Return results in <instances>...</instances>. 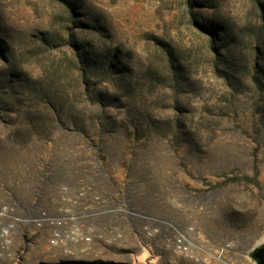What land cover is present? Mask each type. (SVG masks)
<instances>
[{"label": "rangeland", "instance_id": "1", "mask_svg": "<svg viewBox=\"0 0 264 264\" xmlns=\"http://www.w3.org/2000/svg\"><path fill=\"white\" fill-rule=\"evenodd\" d=\"M83 2L87 14L98 17L108 28L114 45L130 55L131 65L138 76L143 75L151 63L159 66L165 61L157 45L158 41H163L190 55L194 62V76L204 87L200 96L186 97L191 111L187 117L188 126L195 137L192 146L155 137L134 143L120 131L118 136L105 140L108 156L105 162L99 161L110 181L122 191L128 190L127 185L137 176L133 169H129L131 165L135 170L149 172L146 177L157 188L151 192L150 199L156 200L164 216L177 224L192 225L199 231L200 235L194 237L196 257L192 259L167 247L164 235L150 237L127 230L112 244L95 237L92 246L88 247L87 261L256 264L248 253L251 247L264 242V116L260 112L264 97L260 100L252 87L242 93L232 92L213 74L205 57L204 41L196 33L181 0ZM218 4L223 15L238 27L254 25L258 20V13L250 6V0H218ZM61 13V9L50 0H0L1 35L19 52L35 47L32 34L58 28L54 16ZM28 69L32 75L39 74L33 65ZM159 96H149L148 100L151 102ZM171 100L166 97L164 108L157 110L160 121L177 117L172 108H166ZM113 113L118 119L124 116L118 110ZM11 129L0 122V143L5 146L0 153V169L3 170L0 175L5 171L6 176L21 181L26 180L29 163L53 161L61 155L62 149L76 143L57 136L54 141L33 142L25 149L12 147L8 139ZM256 149L261 189L243 181L221 184L233 177H252ZM140 184L145 190L150 185ZM234 213L242 216L243 229L231 220ZM156 218L150 216L147 224L168 223ZM163 233L166 235L168 230L163 228ZM101 234L111 236V233ZM25 251L26 263L32 251L35 252L33 259L38 262L50 260L49 255L57 252L49 250L44 237H38L25 247Z\"/></svg>", "mask_w": 264, "mask_h": 264}, {"label": "trees", "instance_id": "2", "mask_svg": "<svg viewBox=\"0 0 264 264\" xmlns=\"http://www.w3.org/2000/svg\"><path fill=\"white\" fill-rule=\"evenodd\" d=\"M50 1L62 11L54 16L59 27L32 34L35 47L19 52L0 31V122L12 127L8 137L10 146L25 149L33 142L54 141L57 136L76 142L62 149L59 157L42 168L35 161L28 164L26 172L30 179L24 183L29 190L36 189L40 183L44 185L40 177L46 174L53 180L83 179L95 162L106 161L105 140L118 136L120 131L134 143L155 137L192 146L195 137L188 126L191 111L186 97L200 96L204 87L194 76L190 55L158 41L165 61L159 66L151 63L138 76L130 55L114 45L110 31L98 17L87 14L83 0ZM181 2L204 41L205 57L213 74L232 92L242 93L252 87L262 100L264 0H250L258 20L254 25L241 27L223 15L218 0ZM30 65L38 75L31 74ZM159 94L149 102V96ZM166 97L172 99L166 108H172L177 117L160 121L157 110L164 108ZM117 110L124 114L122 119L114 115ZM260 112L264 116V107ZM82 144L86 147L79 148ZM4 147L0 143V153ZM257 152L256 149L253 153L252 177H233L221 184L243 181L261 189ZM129 169L137 176L127 185L128 190L138 183L142 173L132 165ZM130 192L134 199L142 197L137 188H131ZM231 220L243 229L239 213L232 214ZM59 263L101 264L102 261Z\"/></svg>", "mask_w": 264, "mask_h": 264}, {"label": "built area", "instance_id": "3", "mask_svg": "<svg viewBox=\"0 0 264 264\" xmlns=\"http://www.w3.org/2000/svg\"><path fill=\"white\" fill-rule=\"evenodd\" d=\"M37 164L42 168L46 163ZM88 170L90 174L74 181L53 180L46 174L40 177L44 185L40 183L34 190L24 181L6 176L5 171L0 175V264H27L25 247L38 237L46 238L49 250L57 251L49 255L54 261L43 262L89 260L88 247L95 237L112 244L127 230L150 237L164 235L167 247L196 257L194 237L200 235L196 227L156 222L146 224L140 232L141 222L149 217L131 197V189H117L99 161ZM26 179L30 177L26 175ZM140 183L134 187L142 188ZM163 228L168 230L166 235ZM103 232L111 236L105 237Z\"/></svg>", "mask_w": 264, "mask_h": 264}, {"label": "flooded vegetation", "instance_id": "4", "mask_svg": "<svg viewBox=\"0 0 264 264\" xmlns=\"http://www.w3.org/2000/svg\"><path fill=\"white\" fill-rule=\"evenodd\" d=\"M148 174H149V172L143 170L142 174H140V178L138 179V183H140V181H141L143 183L145 182V183H150L151 184L152 181L150 180V178L146 177V176H148ZM153 183H152V186H151L150 190H148V189L145 190V188L142 189L141 187H138L139 193L140 194L142 193V197L136 198L135 199V201H137L136 203L141 205V207H143V211H142L143 215H145L147 217L156 216L157 217L156 219L159 220V221L165 220L166 222H173L172 219H167L164 216L163 211L159 210V208H158V206L156 205V202H155L156 200H154V199L151 200L150 199V196H152V193H150V191L154 192L157 189L156 185L155 184L153 185ZM146 220L147 219H145V220H143V222H141V224H140V229L141 230L148 223L147 221H149V220H147V221Z\"/></svg>", "mask_w": 264, "mask_h": 264}, {"label": "water", "instance_id": "5", "mask_svg": "<svg viewBox=\"0 0 264 264\" xmlns=\"http://www.w3.org/2000/svg\"><path fill=\"white\" fill-rule=\"evenodd\" d=\"M249 257L256 263V264H264V242L251 247L248 253ZM38 264H63L59 262H40ZM101 264H132L131 262H105L102 261Z\"/></svg>", "mask_w": 264, "mask_h": 264}, {"label": "crops", "instance_id": "6", "mask_svg": "<svg viewBox=\"0 0 264 264\" xmlns=\"http://www.w3.org/2000/svg\"><path fill=\"white\" fill-rule=\"evenodd\" d=\"M33 255H35V252H33V251L28 254L27 264H38V263H40V262H38V261H36V260L33 259V257H34ZM43 261H48V260L45 259ZM50 261H54V259H50Z\"/></svg>", "mask_w": 264, "mask_h": 264}]
</instances>
